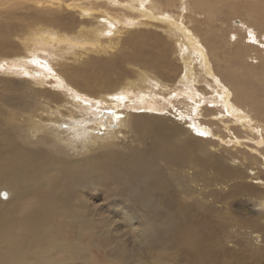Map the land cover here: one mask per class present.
<instances>
[{
	"label": "rangeland",
	"instance_id": "obj_1",
	"mask_svg": "<svg viewBox=\"0 0 264 264\" xmlns=\"http://www.w3.org/2000/svg\"><path fill=\"white\" fill-rule=\"evenodd\" d=\"M49 1H54L53 6L55 7L52 6L51 8L56 11L52 12L51 16H61L60 20L54 19L56 22L54 23V28L61 30L62 23L66 26L71 25L66 33L70 38L67 41H52L53 50L51 49L50 53L28 58L26 60L28 66H24L18 71V67L10 64L9 60L11 59V63H13L14 59L25 52V38L28 37L29 33H23L24 28L30 22H35V20L42 17L40 14L41 10H44L45 17H48V14L45 8L41 9L39 7L43 5L39 4L38 0H0V119L4 117V120H11L14 123L17 119V122L21 123L18 119L19 115L22 113L24 115L29 114L30 109H21L17 101L18 99L22 100L21 93L27 92V97H29L36 88L50 90L57 93L60 98H67V90L52 82L60 80L63 86L66 85L62 78L64 75H62L61 71V74H59L57 70L60 67H69L75 71L83 67L84 72L82 73L85 74V71L88 72L95 69L94 64H96V67L100 65L102 70H105L104 79L98 80L95 84L97 87L115 84L123 78L132 77L135 74L134 71L138 68L147 67L161 79L167 81L169 86H172L177 79L170 81L171 75L183 68L179 57L183 55L186 49L180 50V46L177 43L179 36L175 30H172L173 33L170 30L167 31L168 20L162 21L143 16L140 10L141 6L149 8L153 13L157 14L158 18L168 16L180 21L181 25L188 31H192V34L201 42L210 63V73H206L200 56L198 54L192 55L193 68L198 80L197 89L201 94L200 99L203 101L200 102L198 108L199 111L201 110V115L197 116L198 123H201V127L203 126L204 128L209 125L206 129L212 134L211 136H206L208 137L206 138L202 134H198L195 131L192 132V127L189 126L190 123L186 121L187 117L182 119L181 116H175L177 113L175 109L184 113L189 111V102L185 99L182 101V97L177 98L178 100L172 99L174 108H169L170 113L154 110L151 107L143 111L161 117L155 119L166 125L164 128L166 130H170L174 126L178 127L180 129L179 133L172 135L173 140L178 143L183 140L184 145L192 144L193 150L199 156L203 155L206 149L207 152L205 154H209L210 160L207 161L209 163L207 166L203 164L200 158L196 157L192 164L183 167L185 170L184 174L188 178L194 177L193 179H181L178 181V186L185 185L183 190L154 188L152 189V196L163 205L164 203H170L172 197L178 199L180 195L182 199L184 198L183 201H187L188 204L195 201L203 209L209 207L214 209V213L220 212L224 214L228 217L225 220H221L220 216L216 218L217 224L228 222L230 225L226 229L228 235L226 237L221 235L224 237V239H221V245L224 248L219 260L229 261L230 264H252L247 258L242 256L250 254L254 255L253 259L256 262L264 264V30H261L257 22L259 18L258 11L242 7L254 2L250 6L255 9L258 8L256 5L259 4L261 9L262 2L257 3L258 0H229V2L228 0ZM197 2H202L205 7L203 9L196 7L198 5ZM79 6L93 8L92 14H83L80 12ZM104 10L105 14L112 20L116 19L114 20L116 22H122L127 19L133 23L124 25V21L123 24L120 23L121 28H117V31H111L108 26L104 25L106 17L99 13ZM92 30H100L99 32H102L95 38L97 41L94 43L95 47L90 46V44L83 45L79 38L85 36L87 34L86 31L91 32ZM150 33L155 36L158 33L160 40H149L148 43L151 47L149 49L144 47L145 50H143V47L139 45L141 42L139 34L146 36ZM95 34L92 32L88 35L95 37ZM161 37L165 38L167 44ZM69 41L78 42L79 47L71 46ZM227 45L228 47L225 48ZM96 48H104L106 51L98 53L94 51ZM232 50L233 53L230 55L229 52H232ZM151 52L154 57L158 55L162 61L158 62L151 55ZM137 55H141L142 60L135 62L133 56ZM93 60H95L94 63H92ZM82 61L86 64L85 66H81ZM89 65H92V68H89ZM142 65L143 67H141ZM38 78L44 82H37ZM215 79L220 80L219 85L221 84L222 87L227 88L231 103L243 113L248 114L246 117L243 116L245 120L249 117L255 118L253 122L254 120L257 122L258 131L246 127V122L250 118L243 122L245 124L243 125L232 114L230 116L223 108L222 103H212L205 99L204 96H207V98L214 97L222 92ZM78 83L85 89L93 86L91 79L87 77H84ZM243 88L245 89L242 91L241 89ZM74 89L77 91L76 88ZM69 92L74 96L76 95L70 90ZM256 93L257 96L254 98ZM80 94L85 93L80 92ZM164 94L167 96L169 92L165 91ZM41 100H43V97L37 99L35 104L31 105L32 107L27 106V108L34 109L35 106L40 104ZM239 100L240 102H238ZM146 106H149V104H145ZM253 107H255L256 113L253 111ZM255 114L257 115L256 117L253 116ZM111 124L113 129H117L118 126L115 122ZM224 126H227V128ZM211 128H213V132ZM130 134L131 132H127V128H122L117 136L125 138ZM219 135L220 137L237 136L240 138L239 143L241 141L242 143L224 144L222 141L225 142L226 137L220 141L222 143L220 144ZM20 136L26 140H32L33 137L25 133H21ZM148 139L149 137L144 141L145 144ZM106 140L109 141L110 139L105 138L102 142ZM127 140L125 139V141ZM135 143L138 144V141H135ZM77 145L79 146V144ZM200 145L204 148L203 152L200 150ZM86 148H82L81 151H85ZM69 151L76 155V151L71 149ZM216 157L222 161L223 168H240L242 177L236 178L235 176L225 175L216 177L213 167L210 166V163L216 160ZM162 168L166 169L167 165H163ZM237 179L244 180L252 187H244L242 190L240 187L243 186L238 183ZM60 194L64 195L61 191ZM0 198H3V195L0 194ZM55 200L57 201L58 198L56 197ZM60 201L62 202L63 198ZM98 202L100 201L98 200ZM98 202L97 199H94L87 205L97 208ZM122 204L114 200L108 207H103L100 210L102 215L95 217L102 219L103 225L99 223L100 225L98 226L88 225L86 220L56 212L50 228L55 250V260L52 264H59L58 261L63 259V255L59 251L65 253L66 247L64 246L70 241H81L83 245L79 250L82 257L76 264H188L187 262L198 254V252H192L196 242L192 231L179 232L175 239H172L168 234H163V232L173 229L180 231L187 226L193 227L194 225L200 226L201 233L206 232L200 221H198L200 218L205 219L203 215L176 222L177 213L174 212L173 215L165 217L167 220L170 219L171 222H175L174 224H168L164 223L163 214H159L149 218L151 227H146L144 223L148 222V219L140 223L142 218L135 213L131 216L125 215L124 211H126L127 205ZM110 206L112 209L109 208ZM108 208L114 213L105 214ZM203 211L210 212L208 209ZM249 218L261 220L260 223L262 225L259 224L260 227L255 228L249 224ZM218 248L221 247L218 246ZM219 254L220 251L218 252ZM1 256L2 253L0 258Z\"/></svg>",
	"mask_w": 264,
	"mask_h": 264
},
{
	"label": "bare ground",
	"instance_id": "obj_2",
	"mask_svg": "<svg viewBox=\"0 0 264 264\" xmlns=\"http://www.w3.org/2000/svg\"><path fill=\"white\" fill-rule=\"evenodd\" d=\"M56 1L62 2V0ZM260 1L262 2V8H259V4L256 5L260 10L250 6L254 2L242 7L258 11L259 18L257 22L261 30H264V0H258L257 3ZM38 3L43 6H39ZM38 3L37 5L41 9L45 8L48 17H45L44 10H41L42 17H38L39 19L30 22L24 28L23 33H29L28 37L25 38V52L14 59L13 63H11V59L9 60L10 64L18 67V71L24 66H28L26 62L28 58L50 53L53 48L52 41H67L70 38L66 33L71 25L66 26L62 23L61 30L54 28V23H56L54 19L60 20L59 18H61L60 15L51 16L52 12H56L51 8L54 1L38 0ZM46 3L48 4L45 5ZM197 4L196 7L200 9L205 7L202 2H197ZM79 8L83 14H92L93 8L82 6H79ZM67 10L69 9L67 8ZM140 10L145 17L162 21L168 20L167 31L175 30L179 36L177 43L180 50L186 49L183 55L179 57L183 68L171 75L170 81L177 79L176 83L174 82L172 86H169L167 81L142 65L143 69L138 68L135 70L132 77L123 78L120 82L112 85L97 87L95 84L98 80L104 79L105 70H102L100 65L96 67V64H94L95 69L85 71V74L82 73L84 72L83 67H80L78 71L71 70L69 67H60L57 70L59 74L64 75L62 78L66 85L63 86L60 80L52 82L67 90V92L65 91L67 98H60L57 93L50 90L36 88L29 97H27L28 93L25 92L20 94L22 100H16L21 109H30L29 114L24 115L22 113L19 115L18 119L21 123H18L17 119L15 123L11 120H4V117L0 119V194L3 195V198H0V254L2 253L0 264H52L55 260V250L50 228L55 213L75 216L74 218L86 220L88 225L98 226L102 224V219L95 217L102 215L100 210L103 207H108L114 200L123 203L125 206L127 205L126 211H124L125 215L131 216L135 213L142 218L140 223L148 219V222L144 223L146 227H151L149 218L159 214H163V221L168 224L175 223L165 218L173 215L174 212L177 213L176 222L203 215L205 219L200 218L198 221H200L206 232L201 233L200 226L194 225L195 227L187 226L180 231L166 230L163 234H168L172 239H175L179 232H193L196 242L192 252H198V254L187 262L188 264H230L229 261L219 260L224 248L221 245V239L228 235L226 229L230 225L228 222L218 224L216 222L218 216L221 220L228 217L220 212L214 213L213 208L206 207L203 209L195 201L188 204L187 201H183L184 198L182 199L180 195L178 199L172 197L170 203H164L163 205L152 196V189L154 188L183 190L185 185L178 186V181L194 178L193 176L188 178L184 174L183 167L192 164L196 157L208 166L207 161L210 160V157L209 154H205L206 149L205 152L202 151L204 148L201 145L200 150L203 152L204 157L203 155L199 156L193 150L192 144L184 145L185 143L181 139L180 143L173 140L172 135L179 133L180 129L175 126L170 130L164 129L166 125L155 119L161 117L143 110H148L151 107L154 110L170 113L169 108H174L172 99L182 97V101L185 99L189 102V111L184 113L175 109V112H177L174 113L175 116H181L182 119L187 117L186 121L190 123L189 126L192 127V132L195 131L205 137L211 136L212 133L210 134L206 129L209 125L206 128L201 127V123L199 124L197 119V116L201 115V110L199 111L198 108L202 100L197 89L198 80L193 68L192 55L198 54L200 56L206 73H210L211 68L205 54V48L197 37L192 34V31L184 28L180 21L168 16L158 18L157 14L144 6H141ZM99 13L106 17L104 25L108 26L111 31H117L120 23L123 24L124 21V25L133 23L127 19L116 22L114 21L116 19L113 18L114 20H112L105 14V10ZM195 21L197 20L195 19ZM99 31H86L87 34L79 38L81 43L95 47L94 43L97 42L95 38L102 33ZM92 32L96 33L95 37L88 35ZM158 35V33H156V36L153 33L146 36L139 34L141 39L139 45L143 47V50L145 48L149 49L151 45L148 41L151 39L159 41ZM161 39L167 44L164 37H161ZM70 41L71 46L79 47L78 42ZM233 50L229 52L230 55ZM94 51L99 53L106 50L96 48ZM151 55L154 57L152 52ZM154 58L158 62L162 61L158 55ZM133 60L135 62L142 60L141 55L133 56ZM84 61L81 62V66L86 65ZM94 62L95 60L92 61V63ZM89 68H92V65H89ZM164 68L166 69V67ZM84 77L91 79L93 86L88 89L81 87L78 82ZM215 81L219 85L220 80L215 79ZM37 82L44 81L38 78ZM219 87L222 92L214 97L207 98V96H204L205 99L212 103H222L223 108L230 116L232 114L241 123L249 119L250 117L245 120L244 118L248 114L243 113L231 103L227 88L222 87L221 84ZM69 90L76 95L70 94ZM165 91L169 92L167 96L164 94ZM80 92L85 94H80ZM256 96L257 93L254 98ZM41 97H43V100L34 109L27 108V106L32 107L31 105L35 104L36 100L41 99ZM81 100L85 101L81 102ZM145 104H149V106L145 107ZM255 107H253V111L256 113ZM253 116L256 117L257 115ZM253 119L255 118L251 117L247 120L246 127L258 131L259 126L255 120L253 122ZM258 119L256 120L258 121ZM114 122L118 126L117 129L111 127V123ZM251 122L253 123L251 124ZM243 125L245 124L243 123ZM224 127L227 128V126ZM122 128H127V132H131V134L125 138L118 137L117 134L121 132ZM211 129L213 132V128ZM21 133L33 136L34 139L33 137L32 140L21 138ZM214 136L217 138L216 135ZM148 137V142L145 144L144 141ZM226 137H220L219 142ZM105 138L110 140L102 142ZM125 139L130 140L125 141ZM135 141H138V144H134ZM239 142L240 138L234 135L227 137L225 142L222 141L224 144L242 143V141ZM222 143L220 142V144ZM79 147L80 149H78ZM84 147H87L86 150L81 151ZM69 149L76 151V155H73ZM217 157L216 160L210 163L216 177L224 175L235 176L236 178L242 177L240 168L229 169L226 166V168H223L222 161ZM163 165H167V168H162ZM241 180L237 179L238 183L243 186L240 187L241 189L248 188V186L252 187L249 183ZM60 191L64 195L60 194ZM56 197L58 198L57 201L55 200ZM62 198L63 201L61 202L60 199ZM94 199H97V202L100 201L97 203V208L87 205ZM109 208L112 209L111 206ZM109 208L105 212L107 215L114 213ZM206 209L210 212L203 211ZM248 222L255 228H259V224H261V220L258 221L252 218H249ZM221 235H224V237ZM82 246L81 241H70L64 246L66 247L65 253L59 251L63 255V259L59 260L58 263L76 264L82 257L79 252ZM218 246L221 248H218ZM219 251L220 254L218 255ZM242 256L252 264H259L253 259L254 255L244 254ZM226 257L229 258L227 255Z\"/></svg>",
	"mask_w": 264,
	"mask_h": 264
}]
</instances>
